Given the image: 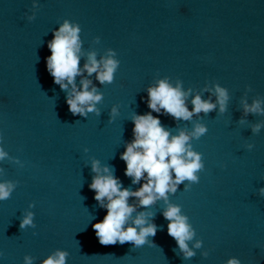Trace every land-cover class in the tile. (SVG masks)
Returning <instances> with one entry per match:
<instances>
[{"label":"water","instance_id":"1","mask_svg":"<svg viewBox=\"0 0 264 264\" xmlns=\"http://www.w3.org/2000/svg\"><path fill=\"white\" fill-rule=\"evenodd\" d=\"M65 20L80 27L76 89L82 90L83 79L91 81L89 90L102 94L98 114L73 116L66 103L72 85L62 90L47 71V45ZM93 52L98 62L115 53L111 83L101 84L97 73L84 69ZM165 78L191 90L189 111L196 95L215 103V87L225 88L226 111L217 104L190 120L152 111L147 90ZM256 99L264 100V0H0V135L14 158L0 161V181L18 182L11 198L0 201V264H25V256L43 264L57 251L67 253L65 264H226L233 257L264 264V197L258 191L264 188V128L258 134L251 129L264 116L245 115L242 105ZM149 112L171 135L197 123L207 128L189 141L204 169L197 183L184 181L168 193L167 203L157 199L143 207L129 197L132 218L144 213L147 224L157 226L144 245H101L92 225L107 208L89 187L96 175L92 162L108 167L122 188L136 191L146 183L145 173L133 184L120 157L134 139V117ZM168 204L180 206L195 232L189 259L168 235ZM27 212L34 214V227L21 230Z\"/></svg>","mask_w":264,"mask_h":264},{"label":"clouds","instance_id":"2","mask_svg":"<svg viewBox=\"0 0 264 264\" xmlns=\"http://www.w3.org/2000/svg\"><path fill=\"white\" fill-rule=\"evenodd\" d=\"M29 19H34V16ZM79 32L78 24H72L68 20L63 22L58 31L53 33V39L47 45L51 55L46 58V68L53 77V82L59 85L62 90L67 91L68 86L72 85V93L66 98L69 112L73 116L86 117L91 112L98 114L96 104L102 100V94H99L95 87L89 90L91 81L87 79L81 81L82 90L76 89L75 77L81 74ZM114 55L115 53L110 52L107 58L98 62L96 54L90 53L84 69L89 75L97 73V79L101 84L111 83L119 64L118 60L112 58ZM63 81H67V83ZM147 92V106L152 111L159 113L163 109L166 114L177 120H190L194 113L207 114L213 111L217 104L219 111L223 113L226 111L229 99L227 90L217 85L215 87V103L211 100H203L200 95H196L191 101L192 111H189L185 103L189 92L182 91L179 82L173 87L167 78L159 80L156 86L150 87ZM262 104H264V100L260 99L254 100L251 104L242 101L245 115L252 113L264 116ZM112 115H116L115 108L112 110ZM133 123L134 139L126 146V150L120 158L126 164L125 175L132 178L133 184L140 183L145 173L146 183L136 191L122 188L121 182L110 173L108 167L101 170L98 161L93 160L92 162V171L96 175L93 176L89 187L95 193L94 199L100 202L101 207L107 208V214L103 220L92 225L101 245H115L117 242L120 244L132 243L136 247L144 245L149 236L156 235L157 226L147 224L144 213L132 218L135 206L128 203L129 197L138 198L143 207L154 204L157 199H164L167 203L168 193H175L177 186L184 181H188L190 184L197 183L199 180L197 173L204 169L202 154L193 151L192 145L189 143L190 139H199L206 134L207 128L203 124L197 123L190 132L181 130L178 135H171L170 131L163 127L160 120L154 117L151 112L135 116ZM240 123L243 124L245 121L242 119ZM261 128H264V122L251 126L253 134H258ZM2 144L3 137L0 135V161L6 158L14 160L9 157ZM246 147L251 151L254 145L248 144ZM101 171L106 174H101ZM2 172L3 169H0V173ZM17 183L11 180L0 181V201L11 198ZM190 184L186 185V188L190 187ZM258 191L264 197V188H260ZM105 199L108 201L107 204L103 203ZM33 215L32 212H27L23 216L19 225L21 230L29 226L34 227ZM163 216L169 222L168 235L175 240L176 245L183 253V258L193 257L195 252L189 248L188 241L193 239L195 232L188 223V218L181 214L180 206L168 204ZM129 220H132L131 225L128 224ZM146 224L147 226H144ZM126 225L128 226L126 227ZM194 247L200 248L201 242L196 241ZM66 255L65 252L57 251L45 259L43 264H65ZM32 260L31 256L24 257L25 264H32ZM226 264H241V261L233 257Z\"/></svg>","mask_w":264,"mask_h":264}]
</instances>
